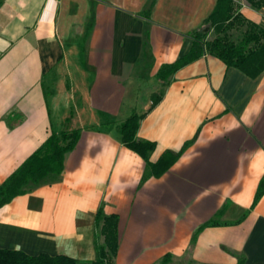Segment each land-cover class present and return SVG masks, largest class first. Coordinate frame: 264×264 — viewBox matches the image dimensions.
Returning a JSON list of instances; mask_svg holds the SVG:
<instances>
[{
	"label": "crops",
	"instance_id": "obj_1",
	"mask_svg": "<svg viewBox=\"0 0 264 264\" xmlns=\"http://www.w3.org/2000/svg\"><path fill=\"white\" fill-rule=\"evenodd\" d=\"M217 0H0V185L72 115L78 141L56 182L0 208V249L96 259L95 215L117 217L114 264H264V72L250 79L204 55L165 85ZM264 29V9L237 0ZM161 100L151 108L153 96ZM166 151L191 144L158 178L117 127ZM225 206L220 222L195 231Z\"/></svg>",
	"mask_w": 264,
	"mask_h": 264
},
{
	"label": "trees",
	"instance_id": "obj_2",
	"mask_svg": "<svg viewBox=\"0 0 264 264\" xmlns=\"http://www.w3.org/2000/svg\"><path fill=\"white\" fill-rule=\"evenodd\" d=\"M237 0H217L212 13L201 27L191 34L192 47L182 58L172 64L163 65L156 77L165 85L168 79L183 66L209 55L220 60L226 67L237 69L250 79L257 78L264 72V29L245 19L239 12ZM255 10L264 9V0H245ZM213 37L208 40V33ZM239 32L238 41L232 39V33ZM162 98V94L153 96L152 107ZM142 116L132 111L122 122L117 131L124 147L140 156L145 162L148 177L158 178L165 174L176 163L182 152L191 144L187 142L178 152L166 151L155 163L148 157L155 144L139 141L136 138ZM79 138V130L72 128V115L63 122L59 133H52L45 142L34 151L1 185L0 208L22 196L34 187L58 180L63 171L66 153L73 150ZM264 194V175L261 178L251 209ZM225 206L219 210L216 219L209 220L200 226L192 236L191 248L197 235L206 228L234 226L242 222L246 213L234 222H220ZM95 235L103 238L98 243L95 236L96 259L92 262H79L65 256L50 257L47 255L28 256L21 251L0 249V264H114L118 246L117 217H105L99 210L95 215ZM185 257L179 264L189 263ZM171 263L170 256H165L161 264ZM238 264H242L239 260Z\"/></svg>",
	"mask_w": 264,
	"mask_h": 264
},
{
	"label": "rangeland",
	"instance_id": "obj_3",
	"mask_svg": "<svg viewBox=\"0 0 264 264\" xmlns=\"http://www.w3.org/2000/svg\"><path fill=\"white\" fill-rule=\"evenodd\" d=\"M238 6H239V5H238ZM207 37H208V40H210V39L213 37V34H212L211 32H209L208 35H207ZM239 38H240V33H239V32H233V33H232V39H233L234 41H238ZM169 264H173V263L171 262V263H169Z\"/></svg>",
	"mask_w": 264,
	"mask_h": 264
}]
</instances>
